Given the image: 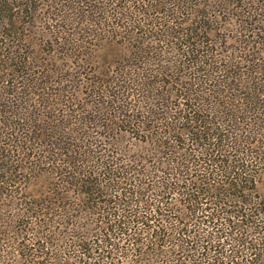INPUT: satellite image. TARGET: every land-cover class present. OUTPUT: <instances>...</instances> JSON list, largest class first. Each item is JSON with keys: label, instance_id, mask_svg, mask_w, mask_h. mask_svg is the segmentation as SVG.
Wrapping results in <instances>:
<instances>
[{"label": "rangeland", "instance_id": "1", "mask_svg": "<svg viewBox=\"0 0 264 264\" xmlns=\"http://www.w3.org/2000/svg\"><path fill=\"white\" fill-rule=\"evenodd\" d=\"M30 1L25 6L23 0H5L10 7L6 14L16 13L17 17L5 22L0 16V49L6 54L0 55V66L4 69L17 65L18 72L24 76L16 80L14 70L0 71V130L12 134L10 124L22 128L12 136L0 135V249L9 251L5 260L9 264H24L16 248L28 242L33 228L41 224L42 211L32 204L38 203V198L54 196L51 201L59 211L48 214L49 220H53L50 217L59 219L62 204L69 206L68 213L61 217L75 224L68 227L53 221L56 231L68 235L83 226L80 194L83 185L64 182L62 173L56 170L54 163H49L48 156L68 158L73 164L85 157L83 150L91 149L124 163L128 176L140 177L138 168L149 174L143 181L157 184V175L162 173L156 169L164 171L169 150L160 147L156 136L161 132L164 133L160 135L165 136L167 126L165 121L164 124L155 120L141 123L145 120V110L161 113V108L165 109L170 103L173 111L176 110L175 116L191 117L190 111L198 116L206 114L195 113L196 106L194 110L186 109L190 99L183 98V94L193 88L203 91L196 99H203L206 107L218 98L227 100V95L231 102L237 94L243 93L241 91L249 96V89L236 79L226 80L233 82L230 88L217 80L208 84L198 82L200 75L188 62L192 53L188 56L178 53L172 48L173 38L165 41L167 38L164 34L160 36L161 32L167 34L171 26L178 30L191 25L198 27L186 30L188 35L175 41L202 42L205 45L201 47L212 56L202 57L215 67L234 63L235 68L231 70H236L237 76L238 72L247 81L251 75L264 79V0ZM144 59L146 63L140 62ZM199 68L205 69V66L201 64ZM125 72H129L132 79L119 83V76L122 80ZM5 73H9L12 80L9 85L6 79H10L5 78ZM216 75L219 79L227 78L224 72ZM139 80L145 86L136 88ZM235 85L239 87L233 90ZM222 90L224 96L218 92ZM247 115L245 112L242 116ZM133 117L137 121L126 122ZM189 119L178 120L177 126L188 125ZM221 119L227 117L223 115ZM48 123L51 128L47 132ZM235 124L230 123L223 131L233 132V128L239 127L241 131L234 136H243L242 128L247 125ZM54 132L60 136L56 139L51 136L50 143L63 142L65 149L55 152L53 145L46 146L37 138L45 134V139H49ZM11 138L31 139L32 146L25 140L21 142L24 149L16 151L11 146ZM230 155L236 153L232 151ZM62 163L66 167V163ZM78 165L83 173V162ZM262 171L253 197L264 195V166ZM72 175L78 174L73 172ZM10 176L14 182L4 183ZM134 183L137 184L136 180ZM226 201L230 203L229 199ZM27 228L29 233L25 232ZM68 237L64 242L73 240Z\"/></svg>", "mask_w": 264, "mask_h": 264}, {"label": "trees", "instance_id": "2", "mask_svg": "<svg viewBox=\"0 0 264 264\" xmlns=\"http://www.w3.org/2000/svg\"><path fill=\"white\" fill-rule=\"evenodd\" d=\"M23 1L22 5L25 6L31 2ZM9 9L5 0H0V16L5 22L16 20L17 17L16 13L6 14ZM197 29L192 25L183 30L171 26V31L167 29V34L161 32L159 35L164 34L167 38L165 41L173 38L172 48L183 56L192 53L188 62L193 70L197 69L200 75L198 82L208 84L209 81L217 80L230 88L233 82L226 80L236 79L241 86L249 89V96L247 92L241 91L243 93L232 97L238 102L241 100L237 105L231 103L233 100L228 102L230 97L227 95V100L218 98L206 107L203 99H196L203 91L193 88L183 94V98L190 99L186 109L194 110L196 106L198 110L195 113L206 114L198 116L190 111L191 117L186 114L175 116L176 110L173 111L170 103L165 105V109L161 108V113L145 110V120L141 123L155 120L164 124L165 121L164 125L167 126L165 136L160 135L164 132L156 136L160 147L169 150L166 153L169 157L165 162L166 167L162 169L164 171L156 169V172L162 173L157 175V184L150 185L143 181V177L146 179L149 174L138 168L136 170L140 177L128 176V168L126 166L125 169L124 163L114 161L109 155L92 152L91 149L83 150L85 157L73 164L68 158L52 159L48 156L51 160L49 163H54L56 170L62 173L64 182L73 186L83 185L80 189L83 197V226L77 227L78 232L68 234L73 237L70 243L64 242L63 239L68 235L56 231L54 222L68 227L75 224L61 217L68 213L69 206L62 204L60 216L55 215L59 219L50 217L53 220H49L48 214L53 210L59 211L55 208V202L51 201L54 196L38 198L36 201L39 202L32 204L42 211L39 214L43 216L41 224L33 228L28 242L16 248V254L24 264H264V195L252 196L253 190H257L256 182L264 166V79L251 75L247 81L238 72L237 76L236 70H231L235 68L234 63L223 68L215 67L213 62L202 57H212L207 49L201 47L205 45L202 42L175 41L180 36H187L186 30ZM3 37L9 38L4 34ZM194 43L195 47L192 48ZM182 45L183 48L185 46L184 51ZM0 55L6 56L1 49ZM140 62L146 63L147 60ZM201 64L205 69L199 68ZM4 69L14 70L16 80L24 78L18 72L17 65ZM4 69L0 66V71L5 72ZM222 72L226 79H219L216 75ZM8 77L9 73H5V78ZM38 79L37 86L40 85ZM124 79H132V75L125 72L122 80L119 76V83ZM6 81V85H9L12 80ZM135 85L136 88L145 86L140 80ZM238 87L235 85L233 90ZM218 92L224 96V90ZM145 111L142 109V113ZM245 112L249 116L243 117ZM147 115L153 119L149 120ZM223 115L227 119H221ZM133 118L126 122L137 121ZM186 118H190L188 125L177 126L178 120L185 121ZM218 119L221 120L216 122ZM230 123L238 126L246 124L247 127L242 128L243 136H234L241 131L239 127L233 128V132H224L223 129ZM9 126L13 132L22 131L17 125ZM50 128L48 123L47 132ZM12 134L0 130V135ZM45 136L37 138L43 140L46 146L53 145L55 152L65 149L63 142L55 140L50 143L53 140L51 136L54 139L60 136L58 132L52 133L49 139H45ZM11 139V146L16 151L24 149L21 142H32L28 138ZM232 151L236 153L235 156L230 155ZM62 162L66 163V167H63ZM80 162H83V173L78 165ZM73 172L78 175H72ZM10 182H14L12 176L4 181ZM29 231L27 228L25 232ZM8 252L5 248L0 249V264H9L5 262Z\"/></svg>", "mask_w": 264, "mask_h": 264}]
</instances>
